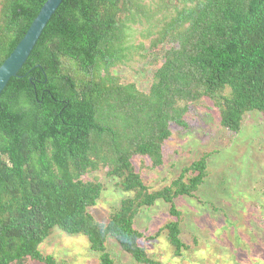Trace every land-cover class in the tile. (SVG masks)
I'll return each mask as SVG.
<instances>
[{
	"label": "trees",
	"instance_id": "trees-1",
	"mask_svg": "<svg viewBox=\"0 0 264 264\" xmlns=\"http://www.w3.org/2000/svg\"><path fill=\"white\" fill-rule=\"evenodd\" d=\"M46 0H0V65ZM149 59L147 90L115 68ZM208 100L220 126L238 134L245 113L264 118V0H63L33 50L0 94V264H62L39 250L53 228L82 234L98 264H114L112 238L139 264H160L140 245L135 219L168 204L167 232L179 257L182 215L173 202L203 184L205 154L160 189L132 164L163 165L171 126H187L189 106ZM105 170L131 197L105 223L88 209Z\"/></svg>",
	"mask_w": 264,
	"mask_h": 264
},
{
	"label": "rangeland",
	"instance_id": "rangeland-1",
	"mask_svg": "<svg viewBox=\"0 0 264 264\" xmlns=\"http://www.w3.org/2000/svg\"><path fill=\"white\" fill-rule=\"evenodd\" d=\"M149 59L134 69L115 68L123 81L134 82L142 90L149 86L152 68ZM187 126H171V136L162 146L163 165L152 169L148 157L135 156L132 164L151 189L171 183L182 167L205 154L203 184L192 197H179L173 204L180 211L181 242L188 246L179 257L160 228L172 221L168 204L156 200L141 209L135 225L145 238L140 245L160 264H264V118L257 111L244 114L241 130L234 135L220 126L217 109L208 100L190 105ZM85 180L103 184L100 199L88 209L93 218L105 223L121 200L131 197L114 186L105 170L85 175ZM106 251L114 264H139L107 238ZM39 250L62 264H98V254L89 249L82 234L69 235L53 228Z\"/></svg>",
	"mask_w": 264,
	"mask_h": 264
},
{
	"label": "water",
	"instance_id": "water-1",
	"mask_svg": "<svg viewBox=\"0 0 264 264\" xmlns=\"http://www.w3.org/2000/svg\"><path fill=\"white\" fill-rule=\"evenodd\" d=\"M63 0H46L24 36L10 55L0 65V94L11 78L17 76L24 65L46 24Z\"/></svg>",
	"mask_w": 264,
	"mask_h": 264
}]
</instances>
